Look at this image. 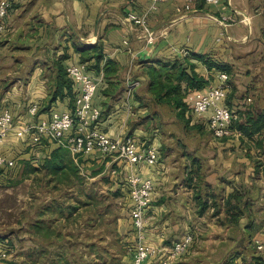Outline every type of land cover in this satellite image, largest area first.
<instances>
[{
  "label": "crops",
  "instance_id": "0c3cea01",
  "mask_svg": "<svg viewBox=\"0 0 264 264\" xmlns=\"http://www.w3.org/2000/svg\"><path fill=\"white\" fill-rule=\"evenodd\" d=\"M149 5V0H11L4 19L6 33L0 38L18 44L20 53L12 55L17 67L0 89V113L11 111L15 129L45 119L51 111L70 110L76 90L65 67L86 64L98 80L93 104L101 114L95 128L112 138L131 135L158 149L154 165H131L99 152L77 156L87 170L98 165L111 172L112 188L127 189L121 176L151 179L145 238L162 247V253L143 264H161L173 242L186 233L193 235V242L169 264L246 263L248 236L262 245L257 255L264 258V210L255 209L264 203V129L250 138L237 131L219 139H206L198 131H177V123L182 122L177 110L163 115L153 109L167 104L154 102L147 75L149 66L175 60L183 63L188 73L192 69L204 81L201 88L187 90L185 100L190 103L217 82L218 62L237 64L230 70L232 85L224 101L233 111V121L244 120L246 110L254 116L264 111V87L247 93L249 76L264 79V0H219L215 4L164 0L154 11ZM128 11L146 13L151 40L126 18ZM106 64L114 70H106ZM31 105L37 106L34 116L28 114ZM247 105L252 108L246 109ZM207 118L205 114L189 124H201L208 130ZM162 123L168 125L167 131L162 130ZM14 129L0 142V152L16 161L13 169L24 160L35 166L57 147L45 138L39 143L28 136L20 139ZM234 190L241 195L243 210L235 225L228 223L224 208ZM203 201L207 207L201 210ZM126 210L132 246L136 235L129 205ZM255 221L258 230L252 232ZM235 252L244 256L234 257ZM131 258L129 252L128 264Z\"/></svg>",
  "mask_w": 264,
  "mask_h": 264
},
{
  "label": "rangeland",
  "instance_id": "374dc122",
  "mask_svg": "<svg viewBox=\"0 0 264 264\" xmlns=\"http://www.w3.org/2000/svg\"><path fill=\"white\" fill-rule=\"evenodd\" d=\"M2 39L4 38H0V89L6 87L10 81L4 78L8 77V73L14 71L17 67V62L12 55L20 53L17 52L18 44L15 42L6 43ZM218 64L226 65L230 70H233L232 67L237 65L222 61ZM247 80H249L247 93L255 90L254 87L256 86H259V88L264 87L263 77L253 75L249 76ZM155 108L163 115L174 113V108L170 105H154L153 109ZM189 111V109L186 110L185 119L186 115L190 116ZM184 120L177 123L179 128L175 126L177 131L184 132V134L198 131L200 134L205 135L206 139L212 138L210 131L203 128L201 124L190 126L185 120V125ZM167 126L163 125L162 130L167 131L165 128ZM170 127L174 128L173 126ZM232 130L233 133L237 132L236 129ZM187 138L189 137L184 139ZM72 157L77 160L76 155H72ZM81 168V175L87 182V187L94 185L96 192L103 195L104 198L98 204L90 206L88 212L86 208H81L80 211L83 212V215L79 211L77 221L74 218H62L49 222L48 214H44L42 219L50 226V231L53 233L50 237L32 236L31 223L39 219L38 214L47 203L66 201L68 197H71L73 190L65 187H55L49 182V178L44 171L41 170L34 174H26L23 178L21 177V170L17 168L0 173V264H30L32 258H38L43 264H46L57 253H61L62 256L66 257L69 264L129 263L130 248L134 246L135 241L130 246L127 236L126 210L129 205V198L126 188L123 189L119 186L121 188H119L120 194L117 197H111L110 192L118 189L112 188L111 172L104 171V168L98 165L90 167L88 170L86 167ZM92 170H99V172L95 176H91ZM127 176H121V184H126ZM263 204H257L255 206L256 211L264 210ZM96 210L102 214V221H99L98 226L92 223V227L85 228L83 219L89 214L93 215L92 212H96ZM255 223H257L256 227H251L252 232L258 230L259 222L255 221ZM182 237L177 238L173 243L179 241ZM247 242H249L245 252L247 261L240 264H252V258L257 255L259 249H263V247L258 248L259 241L255 240V237L248 236ZM90 243H95L97 250L102 253L100 258H96V254L90 251L88 247ZM106 250L108 252L103 253ZM239 254L244 256L242 252H235L234 257Z\"/></svg>",
  "mask_w": 264,
  "mask_h": 264
},
{
  "label": "built area",
  "instance_id": "2783aa9c",
  "mask_svg": "<svg viewBox=\"0 0 264 264\" xmlns=\"http://www.w3.org/2000/svg\"><path fill=\"white\" fill-rule=\"evenodd\" d=\"M149 10L157 9V3L164 0H149ZM209 4H215L219 0H205ZM11 7V0H0V34L7 27L4 19ZM126 18L140 26L148 40L152 39V33L148 26L147 15L136 14L128 11ZM247 21V17L242 19ZM65 72L75 86L73 108L64 111H51L45 119L28 122L14 129L13 115L10 110L4 109L0 113V142L14 129L16 137L23 139L26 136L33 143H39L45 138L48 141L69 149L72 155H84L99 152L103 155H111L128 164L154 165L158 161V149L154 145L137 141L133 136L126 135L112 138L106 133L95 128L101 110L93 104L98 80L91 75L84 63H71L65 67ZM231 85L229 75L220 71L217 82L196 95L188 103L189 108L196 117L208 114L207 128L213 138H223L233 133L231 121L233 114L225 105V98ZM37 106L28 108L29 116L36 115ZM16 161L6 157L0 152V170H12ZM126 185L129 197V216L135 231V244L130 248L131 264H143L149 258H157L162 253V247L154 246L145 238V215L152 201L153 185L151 179L142 178L137 174L127 176ZM193 242L192 234H185L179 241L173 243L170 251L161 264H169L170 261L181 256ZM258 248H262L259 244Z\"/></svg>",
  "mask_w": 264,
  "mask_h": 264
},
{
  "label": "trees",
  "instance_id": "16d2710c",
  "mask_svg": "<svg viewBox=\"0 0 264 264\" xmlns=\"http://www.w3.org/2000/svg\"><path fill=\"white\" fill-rule=\"evenodd\" d=\"M264 36V31H263ZM264 39V37H263ZM216 68L220 71L230 74V69L226 65H215ZM192 68V66H191ZM186 67L183 66V63L178 60L173 61L172 63H160L157 66H149L147 75L149 77V91L152 95V99L156 103H165L170 105L178 112V116L184 120L186 110L189 111V115H186V121L189 123L191 120H196V117L191 109L189 108L188 103H186L185 95L187 90L191 88H201L204 81L201 78H198L196 73L191 69L188 73ZM106 70H114V66H108L106 64ZM186 83V87L183 88L182 83ZM230 85L231 79L229 75ZM226 105V104H225ZM227 106V105H226ZM228 107V106H227ZM248 108L252 106L247 105ZM229 108V107H228ZM245 109V110H246ZM246 116L244 120H234L231 121V128L236 129L244 136L250 138L254 134L260 133L264 129V111L256 114L255 116L246 110L243 112ZM184 124L186 125V121ZM199 126V124L197 125ZM202 126V125H201ZM55 147L50 154L43 156L38 162L37 166H34L30 161H21L18 167V170H21V177L23 178L26 174H34L38 171H44L45 175L49 178V182L55 187H65L72 189L73 193L71 197L65 201H52L47 203L43 210L38 214L37 220L31 223V235L39 236L43 235L44 237H50L53 233L50 231V226L43 221L42 217L44 214H48L49 222L52 220L58 219H72L77 221V214L81 208H86L88 212L90 206L96 205L104 196L99 195L94 189V185L87 187V182L81 175V159L77 158L75 160L70 154L69 149L63 146ZM4 170H0V173ZM99 170H92L91 176H95ZM264 176V171H263ZM90 187V188H89ZM120 188V187H119ZM114 189L113 192H110L111 197H117L120 194V189ZM127 193H128V189ZM100 200V201H99ZM241 195L238 191L234 190L228 195L224 201V208L227 214H229L228 223L237 224L238 219L243 214L241 208ZM215 207L217 205H214ZM207 207V202L203 201L201 203V210H204ZM46 212V213H44ZM83 215V212L80 211ZM93 215H87L83 219V225L85 228L89 229L92 227V223L98 226L99 221H102V214L92 212ZM80 215L81 217H83ZM90 251L96 254V258H100L102 253L97 250L95 243H90L88 245ZM38 252V251H36ZM108 252L103 251V253ZM252 264H264V258L262 256H254L252 258ZM30 264H43L38 258H32ZM46 264H69L66 257L62 256L61 253H57L50 261Z\"/></svg>",
  "mask_w": 264,
  "mask_h": 264
}]
</instances>
